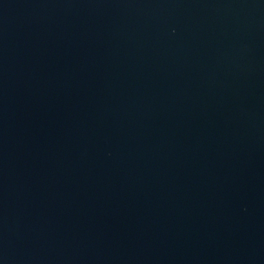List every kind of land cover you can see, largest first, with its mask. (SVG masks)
I'll return each mask as SVG.
<instances>
[{"label": "water", "instance_id": "water-1", "mask_svg": "<svg viewBox=\"0 0 264 264\" xmlns=\"http://www.w3.org/2000/svg\"><path fill=\"white\" fill-rule=\"evenodd\" d=\"M0 264H264V0H0Z\"/></svg>", "mask_w": 264, "mask_h": 264}]
</instances>
